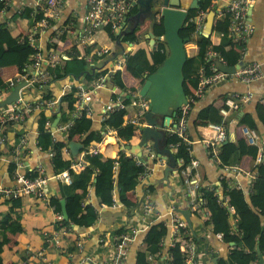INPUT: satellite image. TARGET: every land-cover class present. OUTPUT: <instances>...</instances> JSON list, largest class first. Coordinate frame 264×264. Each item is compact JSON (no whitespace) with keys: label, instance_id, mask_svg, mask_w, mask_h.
I'll return each mask as SVG.
<instances>
[{"label":"crops","instance_id":"crops-1","mask_svg":"<svg viewBox=\"0 0 264 264\" xmlns=\"http://www.w3.org/2000/svg\"><path fill=\"white\" fill-rule=\"evenodd\" d=\"M231 1L233 0H219V2H217L211 10L216 12L215 18L220 16L223 10H225L227 4ZM198 2L199 0H182L183 8L189 10L192 7H197ZM38 5L39 0L9 1L7 11L1 14L0 24L8 25L7 27L9 28L13 40L20 41L23 40L24 37H29L32 33V29L29 28L27 19L19 18L18 20H13L12 18L16 14L22 13L26 8H37ZM86 12L87 0H67L62 16L58 20L52 22L50 27L38 37L34 42L35 45L32 46L41 50L43 54L41 69L46 70L48 58L50 56L48 45L53 42V39L61 40V36L65 34L66 40L60 42V50H56L58 51V55H62L64 59L69 60V55L73 54L71 48L77 46L81 55H84L85 53L87 54L88 61L96 71H109V74L105 76L104 86L97 88L93 93L92 130L102 131L104 111L114 102L115 87H117L114 85V89H110L111 81L109 78L111 77L115 79L121 77L124 81L122 74H120L122 73V67L117 66V61L120 60L123 62L126 60L127 56L133 54L139 47L152 50L156 43L152 44L151 39L148 38L149 25L142 28L136 33V35L134 34L122 38V49L118 48L119 46L116 42V36L113 38L107 30H104L99 31L96 34L92 44L88 46V48H92L93 51L101 49L106 50L107 52L103 54L104 56L101 55L103 57L95 55L96 53L93 54V52L89 54L80 46L81 34L79 30L82 28ZM128 16H131V13H129ZM207 19L208 18H206L205 22L206 27L208 26ZM248 20L254 26L255 33L247 44H242V54L244 48L245 53L240 62H244L246 65L253 63L259 64L263 72V77L248 85L238 80H229L211 87L194 107L189 122L190 139L194 142L192 148L193 156L200 164V171L204 184L212 189H216L220 198L224 196V191L226 189L224 183H227L229 188L240 189L247 194L251 187V183L247 175L235 171L234 168L229 169L223 167L221 165L220 157V164L212 159L210 151L204 142L205 140L211 139L214 136V132L211 130L209 126L210 124L207 126L196 125L201 110L213 103H217L222 107L225 101L234 94L249 95V99L242 104L241 109L230 111L227 120L224 122L228 131V140L225 143L236 142L244 137L242 128L248 126L242 125V119L244 116L250 115L257 124L256 130L259 134V144L264 152V122L258 113V108L261 104L260 100L264 98V0H254V3L248 11ZM132 27L133 26L131 25L130 28L132 29ZM213 43L219 44L220 39L214 36ZM234 43L239 46L241 45L236 42ZM188 46L190 47L188 55H196L198 52L197 46L195 44H189ZM115 53H119L122 56H120L115 62H112L110 59ZM13 68L16 69L15 72L10 71ZM123 69L126 70L125 67ZM22 70V67L17 65L0 68V77L5 82H8L9 80L18 81V86L19 84L26 82L25 80H22ZM3 74L8 75V78L6 79ZM116 74L119 75L115 77ZM131 77L133 76L131 75ZM135 80L139 83V91L140 82L137 79ZM77 86L78 81L73 77H68L62 80H54L46 88L45 92L44 90H36L30 85L25 87L21 91V98L24 102L36 104L39 101L44 102V100H53L56 101L57 104L51 107H48L45 104L42 107V110L33 111L23 121L17 123L13 122L1 128L0 138L2 139V143L0 145V156L2 160H0V187L11 188L15 186V181L12 175L13 162L20 157L25 163L29 173L33 172L34 174L39 167L43 168L45 176L48 178L47 190L50 199L49 204L40 202L32 197H24L19 199L16 203L0 199V233L4 230V227L2 228L1 225L2 222H4L2 220L5 217H10L12 221L17 220L20 222L19 226H16L14 234H11V232L8 231L9 228L4 230V233L10 240L9 244L5 246L3 252L4 264H24L27 256L32 258L36 251L45 246L46 234L54 231L56 210L51 205V200L52 198H61L60 185L63 182L57 177L59 174L55 173L53 153L49 150H44L39 145V139L42 135L39 130L41 113L46 112L49 117L55 118L54 121L49 122L48 124L49 132H51L54 142H67V133L61 130V128L65 126L61 125L60 121L63 114L70 113V108L68 103H63V97L67 95L72 88ZM12 90H14V88ZM12 90L7 93L2 100L7 98ZM46 92L48 94L50 92L52 97L46 99V96H44V93ZM60 98L62 99V105L61 116L59 118V116L56 115V111ZM4 110L5 109L0 108V114ZM132 113L133 109L129 107L128 114L132 115ZM72 122L73 121L70 123L72 124ZM128 125L129 124L123 120V127H127ZM22 139H25L24 145H21ZM74 141L83 143V141L78 140V138ZM110 141L113 142L110 143ZM139 141V131L137 132V130L135 136L130 141L121 139L118 131H113V134L104 136L102 142H93L91 147L101 144L104 159H117L122 153L127 156H133L136 160H140L137 156L132 155L130 151L126 149L129 145H137ZM20 145L22 146L21 153L18 154L17 147ZM222 146L220 147V152ZM168 147L172 149L169 143ZM63 154L65 159H73V161H76L77 158H80L84 153L81 151L75 159L72 156V151L67 147L64 149ZM177 154L178 153H175L176 159ZM252 163H254L252 158L247 156L243 160L242 166L246 171H250L251 165H253ZM146 164L145 167L149 168L151 172L146 178L141 181L139 180V184L134 191H129L128 193V197L132 202H138L140 204V207H136L134 210V216H130V211L120 201L118 191L115 193V204L112 207H108L99 204L94 188L90 187V200H88L86 204H90L97 208L99 213L97 222L89 228L74 227L73 234H70L64 239L62 242V249L59 251L52 247L47 253L51 264H81L86 257H89L94 261L98 258L103 259L104 256H108L109 249L101 248V239L120 227L129 226L130 228L132 225L140 229L141 233L137 235L132 243L126 264H137L136 255L138 249H136V247L139 248L140 246H143L149 228L158 223H163L168 228L169 234L163 243L164 247L162 249V256L158 257L154 255L153 257H156L161 264H164L165 260L169 257V249L172 247L173 236L171 234V224L173 217L176 215L186 222L187 231L185 237L188 238L191 236L197 242L202 264H220L222 259L226 260L228 258L235 242L239 241L240 238L236 235L232 236L229 242L219 239L217 234L213 232V228L210 224H207L193 214L186 197L185 188L182 186V183L176 175V171L173 169L170 171L168 177L166 176L167 162L159 163L151 158ZM82 169L83 168L75 169L74 171L80 172ZM148 194L151 196L156 212L152 219L144 220L141 205L144 203ZM66 205L68 216L75 213L76 209L73 202L70 204L66 202ZM184 213H189V221ZM247 219L251 227L252 241L256 244L260 230L264 226V217L254 209H251L247 213ZM76 236H80L84 242V251L81 254L78 253L76 246V251H73L71 242H76ZM1 240H3V237L0 234V243ZM91 260L89 263L93 264ZM241 264H244V262Z\"/></svg>","mask_w":264,"mask_h":264},{"label":"trees","instance_id":"trees-1","mask_svg":"<svg viewBox=\"0 0 264 264\" xmlns=\"http://www.w3.org/2000/svg\"><path fill=\"white\" fill-rule=\"evenodd\" d=\"M213 0H199L197 7L189 9V17L186 20L180 35L182 38L190 39L189 44H195L198 48L196 55L188 56L187 63L184 67V88L187 95H191L197 88L200 81V70L205 65V59L209 50L217 52V54L229 66H236L242 60V45L235 44L230 35V26L232 16L230 13L224 11L223 14L215 18L213 34L206 36L205 34L196 33V24L193 19L198 15V12H211L213 9ZM7 11L8 7L0 0V17L1 11ZM24 18L28 20L29 28L34 29L43 18V13L39 8H26L22 13L16 14L12 19L18 20ZM7 24H0V68L21 66L25 68L27 65L33 63V56L36 54L35 48L32 46L29 37H24L23 40H13ZM109 34L115 36L110 30ZM156 36L164 34V27L162 21L156 25L154 29ZM220 39L219 44L213 43V37ZM66 40L65 34L61 36V40H52L53 42L48 45V51L60 50V42ZM77 46L72 47L73 54L69 55V60L60 55V60L55 67H48L47 71L54 76V80H62L68 77L74 79L79 78V84L90 87L101 77L109 74L108 70L98 72L90 64L87 54L81 55ZM93 49L89 48L87 52L92 53ZM169 55L167 44L162 41H157L152 50L144 47H139L135 52L126 57L123 61V66L126 71L130 73L135 79L139 80L140 87L146 81V78L152 75L158 67H160ZM104 56V55H103ZM101 56V57H103ZM96 57V56H95ZM98 58V57H97ZM119 75L116 74L115 77ZM115 86L121 92L128 93L123 96L124 102L130 104L129 95L138 92V88L129 89L121 77L115 78ZM6 86V82L0 77V88ZM45 92V91H44ZM78 93V86L63 97V103L69 105L70 113L63 114L61 125L68 127L67 142H54L51 132H49L48 124L55 120L54 117H49L46 112L41 113L39 145L44 150H49L53 153V165L55 173L60 174L69 170L77 161L73 159H65L63 151L69 147V144L76 140L83 141L85 153L84 161L85 168L80 172H71V184L61 183L60 194L61 198H52L51 205L56 211L62 212L61 200L65 199L67 203L73 202L75 206V213L69 215V220H65L66 226L73 227H92L98 220L99 213L95 206L84 205V201L89 195V188L93 187L95 190L96 198L101 205L112 207L115 204V193L119 192L120 201L130 211V216L133 217L136 207H140L138 202H132L129 197V191L134 189L139 184V176L145 170L144 166L137 163L133 156L122 154L117 158H103L102 154L91 155L89 151L93 142H102L105 134L109 130L118 131L120 138L130 141L135 136L136 128L128 125L123 127V116L126 111H118L109 114L103 121L102 131H93V120L87 116H81L71 122V114L76 102ZM44 96L51 98L52 95L46 92ZM118 95H114V101L117 100ZM226 99V98H225ZM224 99V100H225ZM221 106L213 103L208 107L201 110L197 119V126H207L209 124H224L227 120L223 118L220 113ZM258 113L264 122V104H260ZM242 125H247L249 128L256 129L257 124L255 120L246 115L242 119ZM113 141H110L112 143ZM176 136L169 137V145L177 143ZM183 147L179 148L177 157L183 156ZM259 147L248 143L245 137H242L236 142L225 143L219 154L221 165L223 167L231 168L235 166H242L243 160L249 156L252 158L251 170L256 173L257 179L254 185L249 188L248 194L245 191L235 188H229L227 183H224L225 191L224 197L228 199L229 204L234 208V213H229L228 209L221 204V199L217 194L216 189H204V197L207 200V205L211 211L210 225L215 234H223L225 241L229 242L232 236L240 238L236 241L231 253L226 260L222 259L220 264H252L259 261V254L257 245H260L261 253L264 256V226L261 228L257 237V245L252 241V233L250 223L247 219V213L254 209L261 216L264 217V160L257 162ZM190 160V157H186ZM243 167V166H242ZM244 168V167H243ZM19 200L11 202L16 203ZM133 203V204H132ZM142 206V205H141ZM237 218L238 222L234 224V219ZM2 221L1 227L9 228V232L14 234L16 226L20 224L17 220L12 221L10 217H5ZM0 233L3 237L0 243V264H4L3 252L5 246L9 244L10 240L4 233ZM118 234L127 232L126 227H120L116 230ZM169 234L168 228L163 223L152 225L145 238V243L137 250L136 261L137 264H150L149 257L151 255L162 256L161 242L167 238ZM72 243L73 251L75 252V243ZM46 245V243L44 244ZM47 247V245H46ZM51 250V248H50ZM53 250V249H52ZM169 255L174 258L173 264H183L185 255L181 253L179 247L171 248Z\"/></svg>","mask_w":264,"mask_h":264},{"label":"built area","instance_id":"built-area-1","mask_svg":"<svg viewBox=\"0 0 264 264\" xmlns=\"http://www.w3.org/2000/svg\"><path fill=\"white\" fill-rule=\"evenodd\" d=\"M5 7H9L10 0H1ZM136 0H87V12L84 16V21L82 28L79 30L81 34L80 46L83 50L89 49L93 42L94 37L99 31H111L115 36L121 31V28L125 22L126 17L130 13V8ZM219 0H213L214 7ZM67 3V0H39V5L37 8L43 13V18L38 23L36 28L32 30L29 36L32 45L41 36V34L47 30L51 23L58 20L62 16V12ZM254 0H233L227 4L224 11L228 12L232 16L230 35L233 42L239 44H247V42L253 37L255 33L254 26L248 20V11ZM2 10L1 13H5ZM208 16L207 12L200 11L198 15L193 19L196 24V33L205 34V22ZM37 51L33 56V63L22 68L21 76L22 80L28 82V86H32L34 89L39 91H45L51 82L54 81V76H52L47 69L42 70L41 64L43 62V54L39 48H35ZM58 51L52 50L48 58L47 68L55 67L59 60L60 55ZM95 55H103L106 50L97 49L92 51ZM245 53V48L243 49V54ZM86 54V53H85ZM84 54V55H85ZM244 57V56H243ZM88 58V56H87ZM217 60L223 64H227L224 60L217 54V52L209 50L206 55L205 65L200 70V81L197 88L193 91L191 95L187 97L188 102L183 104L179 111L172 119L170 128L168 129L169 136H176L178 139L177 143L170 144L172 149H175L179 153V148L183 147V156L177 157V166L174 169L176 175L178 176L182 186L185 188L186 197L190 206L191 211L198 218L202 219L207 224H210L211 211L207 205V200L204 197V189L212 190L211 187L206 186L203 181V177L200 171V164L193 156V144L194 142L190 139L189 134V122L190 116L197 105V103L205 96L208 89L218 85L220 83L229 80H238L245 84H251L255 80L261 79L263 77V72L261 66L257 63L248 64L241 69H238L235 73H226L219 69L217 65ZM228 65V64H227ZM118 67H123V62L117 61ZM18 81L9 80L6 82V86L0 88V101L4 96L9 93L13 88L17 86ZM105 77L98 79L93 85L87 87L85 85H78V93L76 97V102L74 103V108L71 114V121L77 119L81 116H87L92 118V104L94 90L104 86ZM128 93H121L117 87H115V95H118L117 100L110 104L104 111V118L118 111H126L123 116V120L127 124L134 126L137 132L146 128L148 123L145 120V115L149 110V100L147 98L141 97L139 91L129 95L130 104L124 102L123 96ZM249 95H231L224 103L220 109V113L223 118H227L232 110H240L242 104L249 99ZM261 104H264V98L260 100ZM48 107L55 106L56 101L44 100V102L39 101L36 104H30L23 101L21 98L17 103L13 105H8L2 113L0 114V131L1 128L7 126L13 122L23 121L29 114L33 111H40L44 105ZM129 107L133 109L132 115L128 114ZM211 130L214 132V136L205 140V144L210 151V155L213 160L220 164L219 154L220 147L228 140V131L226 125L224 124H210ZM69 127V126H68ZM68 127H62L61 130L67 131ZM242 133L249 144L256 145L259 147L260 151L258 154L257 162L263 161V150L259 144V134L256 129L244 127L242 128ZM113 134V130H109L105 136ZM2 139L0 138V145ZM25 144V139L21 140V145ZM17 147L18 154L21 153L22 146ZM103 150L101 144H97L91 147L89 154L96 155L102 154ZM145 153L149 158H153L159 163H166V161L157 155L151 145H148L145 149ZM85 153L77 158V163L73 164L69 170L60 173L57 177L66 184H71V172L75 169L85 168L86 163L84 161ZM186 157H190L188 160ZM0 160H2L0 156ZM137 163L145 167V164L141 160H137ZM239 173L245 174L249 177L251 185H254L257 179L256 173L252 171H246L241 165L231 167ZM229 168V169H231ZM151 170L145 167V170L139 176V180L146 178ZM12 175L15 181V186L11 188L0 187V199L1 200H19L24 197H32L43 203H50L49 193L47 190L48 178L45 176L42 167H39L36 173H29L25 163L20 157H18L13 162ZM91 194V190H90ZM220 198V196H219ZM221 204L225 206L229 213H234V208L229 204L228 199L224 196L221 198ZM90 200V195L87 196L84 201ZM142 216L144 220L152 219L155 214V206L152 202L151 196L148 194L142 204ZM64 216L61 211H55V225L54 231L52 233L46 234L45 243L47 245L43 246L41 249L36 251L34 256L30 258L27 256L24 264H51L48 259V251L50 248L54 247L56 250L62 249V242L70 234H73L74 227L66 226L64 224ZM238 222V219H234V224ZM124 227V226H123ZM119 229V228H118ZM127 232L118 234L117 231H113L110 234L104 236L100 241L101 248L109 249L108 256H104L103 259L98 258L96 261L91 260L89 257L83 259L81 264H90V260L93 264H126L128 260V255L131 250L132 243L141 230L136 226L132 225L130 228L126 226ZM187 231V225L184 220H182L178 215L173 217L171 224V234L173 236L172 247H179L181 253L185 255V260L183 264H202L201 255H199V247L197 242L193 237H185ZM218 238L225 240L223 234H217ZM164 240L161 242L163 246ZM76 249L79 254L84 251V242L79 237L76 236L75 242ZM104 250V249H103ZM170 250V249H169ZM106 257V258H105ZM30 258V259H29ZM174 258L172 255L165 260L164 264H173ZM150 264H161L156 257L151 255L149 257ZM252 264H260L259 261H255Z\"/></svg>","mask_w":264,"mask_h":264},{"label":"water","instance_id":"water-1","mask_svg":"<svg viewBox=\"0 0 264 264\" xmlns=\"http://www.w3.org/2000/svg\"><path fill=\"white\" fill-rule=\"evenodd\" d=\"M131 16L126 17L121 31L116 35L118 48L122 46V38L136 35L142 28L149 25L148 38L152 44L162 41L167 44L169 55L164 63L150 76L139 89L141 97L149 100V110L145 115V120L149 126L139 131L140 141L135 146H127L126 149L132 155L137 156L145 165L151 160L146 155L145 149L151 145L153 151L167 162L166 176L177 166L175 156L176 150L168 147L169 132L172 119L183 104L188 102L187 93L184 88L185 76L184 67L188 60V45L190 39L182 38L180 32L189 17V10L183 8L182 0H136L130 8ZM216 12L211 11L207 17L208 26L205 24L206 36H210L214 29ZM162 21L164 34L156 36L154 29ZM133 26L132 29L130 28ZM122 49V48H121ZM125 54V53H124ZM122 56L115 53L110 61L115 62ZM219 69L226 73H235L246 64L240 62L236 66H229L217 60ZM79 82V78L76 79ZM111 81V90L114 89L115 81ZM28 86L24 82L16 86L14 90L0 101V108L13 105L21 99V91ZM62 99L58 101L56 115L61 116ZM72 156L76 159L84 148L80 142H71L69 145ZM167 180V178H166ZM64 220H69L65 199L61 200ZM189 221V213H184ZM138 249V247H136ZM260 264H264V256L261 253L260 245H257ZM137 262V261H136Z\"/></svg>","mask_w":264,"mask_h":264},{"label":"rangeland","instance_id":"rangeland-1","mask_svg":"<svg viewBox=\"0 0 264 264\" xmlns=\"http://www.w3.org/2000/svg\"><path fill=\"white\" fill-rule=\"evenodd\" d=\"M113 38H114V36H113ZM187 48H188V52H190V47L188 46ZM123 68L124 67H122V69H121L122 73H120V74H122V77L124 79V82L126 83V87L128 88V90L135 88V87L138 88L139 83H137V81L133 77H131V75L129 73H127L126 70H124ZM10 71L15 72L16 69L13 68ZM3 75L5 76L6 79L8 78V75H6V74H3Z\"/></svg>","mask_w":264,"mask_h":264}]
</instances>
